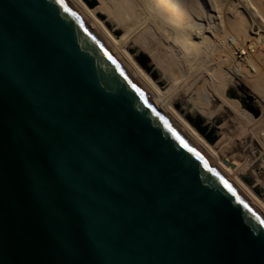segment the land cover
Instances as JSON below:
<instances>
[{
    "label": "water",
    "instance_id": "1",
    "mask_svg": "<svg viewBox=\"0 0 264 264\" xmlns=\"http://www.w3.org/2000/svg\"><path fill=\"white\" fill-rule=\"evenodd\" d=\"M134 61L79 0H0V264H264V187Z\"/></svg>",
    "mask_w": 264,
    "mask_h": 264
},
{
    "label": "bare ground",
    "instance_id": "2",
    "mask_svg": "<svg viewBox=\"0 0 264 264\" xmlns=\"http://www.w3.org/2000/svg\"><path fill=\"white\" fill-rule=\"evenodd\" d=\"M79 1L133 61L129 49L137 46L131 39L136 38L143 49L148 44L145 52L163 74L159 80L163 86L134 63L176 110L264 187V0ZM89 1H96L98 8H90ZM102 11L108 17L103 22L97 16ZM117 32L123 33L121 38L115 37ZM181 63L186 68L172 67ZM196 65L202 72L191 80ZM240 78L254 89L255 97L247 96L253 106L243 105L259 111L257 118L242 110L239 102L223 96L230 82ZM186 80L206 88L188 91ZM180 92L187 94L189 103L180 101ZM210 97L221 99L225 111L241 118V138L227 121L216 126L221 118L213 113ZM253 139H259L262 150H250Z\"/></svg>",
    "mask_w": 264,
    "mask_h": 264
},
{
    "label": "rangeland",
    "instance_id": "3",
    "mask_svg": "<svg viewBox=\"0 0 264 264\" xmlns=\"http://www.w3.org/2000/svg\"><path fill=\"white\" fill-rule=\"evenodd\" d=\"M111 3V5L112 6H114V1L112 2H110ZM98 6V4H97V2H96V6L95 7H97ZM94 7V9H96ZM98 8V7H97ZM103 12V11H102ZM104 14H100V15H97L98 16V18L103 22V21H105V20H107L108 19V17H107V13L106 12H103ZM126 21H129L128 19L126 20ZM115 34V37L116 38H121V36L123 35V33L122 32H117V33H114ZM131 42H132V45H136L137 47H139L140 49H142L143 51H145L146 49H148V44H144L145 45V47H144V49H143V47H141V44L136 40V38L135 39H131ZM179 66V67H178ZM184 66H186L185 64H184ZM183 66V63H181L180 65H177V68L174 66V65H172V67L174 68V69H176V70H180V69H182V68H186V67H184ZM199 72L201 73L202 72V67L201 66H194V74H192V79L191 80H195L196 78L195 77H197V75H199ZM162 76H163V74H162ZM228 76L229 77H231L230 76V74H228ZM174 81H175V79H174ZM173 81V82H174ZM188 82H190V81H188V80H186V82H185V85H187L188 84ZM184 84V83H183ZM192 83L190 82V86H189V84H188V86H184V88H187V90L188 91H190V89H188V88H191V90L193 89V87H194V92H196L197 90H203V89H205L206 87L204 86V85H200V83H196L195 85H191ZM234 92V93H236V95L238 96V98H235L234 99V101H236V102H239L238 103V105H239V107L242 109V110H244L246 113H248V114H250L252 117H254V115L249 111V110H247V108H246V106L245 105H243V103H246V105H249L250 107L251 106H253V102H251V99L249 100L248 98H247V96H250V97H252V98H254L255 97V92H254V89L253 88H251V86L247 83V81L243 78H240V80H237V79H234V80H232L231 82H230V84L227 86V88L224 90V92H223V96H224V98L225 99H227V100H232V99H229L228 98V94L230 93V92ZM214 97V96H213ZM213 97H210V99H211V101H212V104L214 105V106H212V110H213V113H215V114H217L220 118H221V120H220V122L218 123V124H216V126L218 127L219 126V124L221 125V123L223 124V121H227L229 124H230V126H231V130H233L234 132H236V134H238V132H240L239 134H238V136H239V138H241L240 136H242V135H244L241 131H240V123H238L239 121H240V117L239 116H237V114L235 113V112H233V111H229V112H227V111H225L224 110V108H223V106H222V102H221V99H217V100H214L213 99ZM179 98H180V101L182 102V103H189V101H188V96H187V94L186 93H182V92H180V94H179ZM220 100V101H219ZM188 105V104H187ZM259 112V111H258ZM225 115V116H224ZM259 115H260V112H259ZM224 116V117H223ZM236 116H237V118L238 119H236ZM261 116V115H260ZM255 118V117H254ZM229 120V121H228ZM239 120V121H238ZM239 125V126H238ZM234 126H236V127H234ZM238 128V129H237ZM238 130V131H237ZM223 136H224V134H222ZM249 135V134H248ZM251 135V134H250ZM225 137V136H224ZM211 141V140H210ZM260 141H259V139H253V143L251 144V145H249V147H250V150H262L263 148H261L262 146H261V142L259 143ZM259 143V144H258Z\"/></svg>",
    "mask_w": 264,
    "mask_h": 264
}]
</instances>
